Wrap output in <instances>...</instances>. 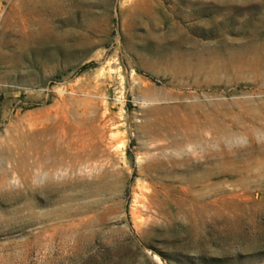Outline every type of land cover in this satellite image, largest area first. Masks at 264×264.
Instances as JSON below:
<instances>
[{"label":"rangeland","instance_id":"374dc122","mask_svg":"<svg viewBox=\"0 0 264 264\" xmlns=\"http://www.w3.org/2000/svg\"><path fill=\"white\" fill-rule=\"evenodd\" d=\"M0 264H264V0H0Z\"/></svg>","mask_w":264,"mask_h":264},{"label":"bare ground","instance_id":"6f19581e","mask_svg":"<svg viewBox=\"0 0 264 264\" xmlns=\"http://www.w3.org/2000/svg\"><path fill=\"white\" fill-rule=\"evenodd\" d=\"M103 128H104V124L103 125H99L98 128L96 129V131L98 132L100 138L104 135ZM155 162L164 163L163 161H160V160H155Z\"/></svg>","mask_w":264,"mask_h":264}]
</instances>
